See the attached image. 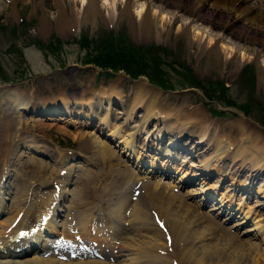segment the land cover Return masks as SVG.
Segmentation results:
<instances>
[{"label": "rangeland", "instance_id": "1", "mask_svg": "<svg viewBox=\"0 0 264 264\" xmlns=\"http://www.w3.org/2000/svg\"><path fill=\"white\" fill-rule=\"evenodd\" d=\"M10 1L11 0H1L0 2V94L5 89H7V91L17 89L18 92L24 93L25 96H27L26 92H28L29 99L31 102H33V110H27V112L23 114L21 122L18 121L15 115L11 116V121H13L14 124H17L18 121V125L21 129V137H26L25 139L23 138L24 141L30 138L29 136L27 138L28 134H25V131L35 132L38 134L40 133L43 135L44 142H39L37 144H42L41 148L45 149L44 152L49 156H40L38 158L39 161L43 162V167L40 173L35 174L36 171L31 170L27 175L24 176L28 181H30V183H32L34 187L38 185L41 178L50 177V170H53V168L55 169L56 167V165L54 164L55 158L53 157L57 156L56 152L59 151L60 154L70 153L72 155V152L75 153L78 151L80 145L87 147L88 150L92 144L86 137L89 132L87 133L86 131H84L85 129H87V127L81 125V127L73 128V126H65V124L62 122L56 123L51 119L48 120L49 115H41L42 110L39 106H43L45 104H48L49 102L54 103V101H58L60 100V98H63L67 101L78 99L86 100L90 97V95H93L94 92L95 94H106L108 93L106 91V87L111 83L119 88L115 91V93L117 91H120L123 94L130 93V100L123 101L122 104H120V106H124V108L130 105L131 100H133V95L135 94V92H138V88L136 87V85L141 84L144 86L143 92H138L144 98L143 106H147L150 103V100L154 98L153 95L155 93H158L156 92L154 86L151 87L147 85L146 80L143 79L145 78V76H150L151 79L154 80V77L157 76V69H154V76H152L144 72L143 65L138 66L133 63L131 65H127L128 69H132L134 72L139 74V78L131 81L122 73H117L111 76L112 78H110L109 80H106L108 78L105 77V79L100 76L96 69L81 67L84 66L82 64L84 63L82 62L83 60L88 61V59H90L91 64L94 63L95 65V59L99 60V58H101L105 53H108V50L104 48V45L106 43H109V41H115L117 45H119V43L121 45L131 43L132 45H134L133 47H135L136 50L139 49L143 53H146L148 56H152L153 54H155L158 57V59L160 60V62L158 63V69L161 71V74L164 75V80L167 83L175 86L174 91H171L173 93H159L160 99L158 98L159 105L157 104V107L159 106L162 108L160 115L164 114L163 112L165 111L169 114L170 117H173V115L175 114L174 117H178L176 118L175 123L180 124L189 121L188 118L185 119L187 112H194V120H197V118H199L200 122L206 120L208 126H210L207 130V140H209L210 138L211 140H213L216 137L218 139L222 137L225 139L224 141L229 143V146H233V148L238 147V144L246 136L243 134L238 135L233 132L235 129L239 130L240 127H242V129L247 128L245 129L246 134H250L254 143L261 145L262 140L264 141V82L262 83L259 80L258 75V66H260L264 70V49H259L258 38H256V40L253 42L249 39H241V41H239L238 39L237 41L236 37H227L225 38V40L223 39V41H217L216 39L218 38H213L212 36H214L215 33H219V31L216 29L211 30V25L213 26V28H219L216 21L213 20L208 23L197 21L193 19L190 11L188 10L189 4H187L188 8L186 10H182V7L180 5L177 7L173 0H170L168 2L153 0L155 3L152 2L148 8L149 12L153 16L155 25L151 28L150 33H148L147 37H144L145 35H143L142 33H137L139 34L138 38L135 37L134 34H131L128 20H126V18H123L122 20L119 18L118 20L113 18L111 19L112 21L108 18L112 14V11H115L114 9L112 10V8L109 7L110 3L108 2L115 1L116 3H121L124 0H107L106 3L103 2V0H98L97 4L99 12L95 14L96 16H90V18L87 17L86 21H84L82 18L76 23H74L70 19L69 25H67V31H64L65 33H59L57 30L58 27H56L55 25L56 20H53V17L56 14L54 9L55 6L52 5L50 0H13L12 3ZM72 1L73 2H71L70 0H64V13L68 17L67 19L71 18V9L76 10V13H79V16L81 13L82 6L77 4L78 0ZM262 1L263 0H241V3L243 4V6L246 5L249 8L251 7L253 10H259L261 8H264V2ZM138 4L140 5L141 3L134 2V4H132L130 7L129 17L134 22L138 21L137 13H135L134 10L135 7L136 10L139 8ZM203 9L205 11H210L212 10V7L207 5V3H204ZM216 10L218 12H221L223 9L216 8ZM44 16L46 17V20H49H47L48 24H45L46 26L44 25V29H39L40 26L38 25V21ZM160 17H162L163 19L160 20ZM175 17H178V19L173 23L172 20H174ZM230 17H232L231 19L235 17L238 18H235L236 20L235 22H233L235 23V26H232L233 29H237V26L239 25L243 26L246 24V22L244 23L243 18L239 19L237 15L232 14L230 15ZM185 28H187V31H190L188 38L185 36ZM254 28L252 30L256 29ZM236 34L237 33H235V35ZM262 34H264V31H262L261 34L259 33L258 37H260V35ZM221 35L222 33H219V36ZM199 36H203L204 38H199ZM210 38L212 39L213 43L214 41L217 43L221 41V43L223 44L222 46L219 43V46L221 45V47H223V49L225 50V52L220 55L219 58L213 57V54H211V52L209 51L210 47L206 46V43H208L207 40H209ZM89 40H91L90 43ZM247 47H249L250 49L252 48L258 50L257 54L255 50H244L247 49ZM230 52H235L234 56H231V54L229 55ZM122 54H124L126 57L128 56L125 53ZM240 54L246 55L244 58H241ZM137 58L141 59L142 55L138 56ZM163 60L168 64V66L163 62ZM223 64H225V68H223ZM247 65H250L252 70H255V73H253L254 82L252 83L251 81H249L248 74L251 71L248 70V67L246 68ZM133 66L136 68H134ZM153 66L154 65L151 64V67L145 68V70L152 69ZM163 71L165 72L163 73ZM184 71H187L188 74H191L190 77L192 79H196L199 84H201V86L204 85V88L198 86L197 84L193 85V87L195 88H191L190 86H192V84L188 82L187 74H180V72L182 73ZM221 85L224 90L220 88ZM122 87H124V89L121 90ZM206 87L209 91H213V93L209 94L212 95L215 100H218L217 103L215 102L216 104L213 102H210L209 104L205 103L206 101L203 98L205 94H203V92H205ZM245 104L249 108V116H243L241 111H238L239 105L244 106ZM48 109H51V107ZM144 109L145 108H141L137 110L135 112L136 116H134L133 119H136V121L140 120V118L138 117L139 115L143 114L141 112H144ZM6 110L8 111V109H3L2 112H5ZM94 110L95 113L98 111H105V109H103L102 107H94ZM214 110L220 112L222 115L220 114L218 117H213L212 115L214 114ZM2 112H0V120L3 116ZM55 112L56 113L53 114V117H56L59 114H62L64 116L63 111L61 110L58 111L57 109V111ZM49 114L51 113L49 112ZM38 115V118L41 117V120L43 121H40L38 118H34V116ZM111 120H113L115 124H121L124 121V119L116 118L114 112L111 114ZM153 121L154 120H147L146 122L148 124H146L144 127V129L146 130H148L149 128L150 131L156 128L155 132H151L152 137L157 131L161 132L165 129L163 128V124L157 122L156 120L155 122ZM171 121L172 120L169 119L168 122ZM22 124H24L23 129L21 127ZM125 126L126 132H134L135 129L131 127V123H128ZM194 128L195 127L193 126L189 128L185 135L174 143V151H172V154H174L175 157L172 163L173 167L179 164L181 165L180 168L182 170H185L191 163V169H197V167L200 166V160H203L204 158L209 156L211 150H205L204 144L198 143V145L191 150V147L193 145H196L197 141H193L197 139L196 136L198 133V128H196V132H191L194 130ZM175 130L176 129L172 127V129H169V133L172 134L175 132ZM144 131L143 133L138 134L139 139L140 137H144ZM253 134L255 135V137ZM72 136L75 138H73ZM241 138L243 139L241 140ZM159 139L161 140L160 137ZM167 140L168 138H165L159 143L157 141L151 140L149 143L147 142L146 145L148 147L158 146L161 149L160 152H162L165 151L166 147L168 146L167 144L169 142ZM259 141H261V143ZM0 146H2V142H0ZM182 147H185L187 149L188 147H190V150L193 152L189 151V153L186 154L182 152ZM52 148L56 150L53 151ZM90 152L91 153L87 158L93 155V151L91 150ZM109 152L111 151H107L106 153ZM19 153L21 154V158L19 159V162L15 165V169L13 170L17 175H20L21 168L25 166L24 164H28L29 158V156L26 155L24 151L22 152L20 148L18 154ZM77 153L80 155L85 154L84 151H78ZM116 160V156L112 159L110 157V159L105 161L104 164H102V160L99 161L98 164L100 165L98 166L103 168L105 167L106 170L114 171L116 168L119 169V165ZM183 160L185 161L181 162ZM228 161L229 160L223 161V164L222 162L218 163V161L212 162L214 169L211 170L209 176L206 175L207 179H210L211 181V179L216 180L221 177V180H223L222 186H224V189L222 190H225L226 185H229L232 181L235 183V185H239L242 184L241 182L244 181V179L252 177L253 179L248 183L249 185L246 188V190L249 192H246L245 190L243 191L245 192V194L251 195L253 193L256 197H258V200L256 197L253 198V205L251 203L249 204L250 206L254 207L256 203L260 202L259 200L264 199L263 197L261 198V194L264 195V169L258 170L255 177V171H253V173H249L250 171L247 173L249 167L246 166L244 167V169H242L243 166H239V163H237L236 166H232V162ZM65 164H68V160L65 162ZM120 169H124L122 165H120ZM173 171L176 172V169H173ZM230 172L233 173L232 176ZM247 175L250 176L248 177ZM80 176L81 175L79 173L75 174L74 172L73 176L70 177L71 184L69 187H67L68 194L72 193L74 189H77V183L81 181ZM114 177L116 178L115 175ZM110 180L111 179H108L106 181L108 182ZM238 185L236 186V188L239 189L240 193L243 192L241 191L242 187ZM260 185L263 188L261 190L262 192L257 193L256 189H258ZM226 188L232 189L230 187ZM222 190L216 192L215 196L217 198H219V195L221 194L220 192ZM10 200L11 199L8 198V201H6L7 208L10 205ZM233 206L236 207V204L234 203ZM241 209L242 210L239 211L240 213L247 208L243 206L241 207ZM186 214L191 218L186 217ZM6 215L7 214L3 215L2 213H0V218L1 216L6 217ZM198 215L194 217V212L189 213L186 211L185 213L181 214V217L183 221L186 222V224H183V233L186 234L185 236L188 238L187 240L193 239L195 241L196 239V241H199L204 238V243L206 238H211L206 240L207 245L209 246V252L208 249L204 248V252L206 250L207 253L205 252L204 254L202 252L203 254L200 264H234L231 261H234L233 257L235 255L233 253H239V247L245 246V240L241 239L242 236L238 237L239 242L237 240L238 238L235 241L232 240V233L224 230L225 227H223V229L221 230H216L215 228H213V231L215 232H213L210 228L206 230V220V222L203 221L200 226L196 225L197 223L194 222V218L196 219L202 216L200 214ZM259 216H261L260 219H264V209L259 212V215L257 217ZM253 217L254 215H251L249 219L253 221ZM261 222H263L264 224V220H262ZM203 224L204 227H202ZM195 226L197 228L202 227L201 232H198L200 228L197 229ZM193 228H196L197 230ZM188 230L191 232L188 233ZM202 232L204 235L202 234ZM200 236L201 239H198L200 238ZM214 236H217L218 238H213ZM261 236H264V232L261 234ZM161 237L162 236L160 235V240ZM223 238H227V241ZM229 240L232 241L230 243L232 244V246L228 244V242H230ZM187 243L189 245L191 242ZM235 243L238 244V247L237 245H235ZM159 244L161 251L165 253L164 250L166 249V247L164 246L163 242L160 241ZM199 244H201V242ZM145 245L146 246L144 247L149 246V244ZM261 246L259 248L258 254L262 253L264 255V244H262ZM215 247L217 248V251ZM223 247L227 249H225V252H223ZM134 249L136 251H140L141 245L140 247H136ZM243 249H246V246ZM219 250H222L221 253H218ZM171 251L172 253L169 252L166 254H161L164 256L162 263H151L170 264L169 262L173 257L177 261L179 259V261H181V264H188V262H186V259H184L185 254L183 257H181L177 245L171 246ZM215 253H217L219 257L215 255ZM241 254V259L239 261L240 264H264V256H262V254L259 255L261 257H255L253 258V260L250 259V256L245 255V252H242ZM222 255L223 258L221 257ZM185 257L187 258V256ZM208 257L210 258L209 260ZM220 257L222 258V260ZM229 258L231 259L229 260Z\"/></svg>", "mask_w": 264, "mask_h": 264}, {"label": "bare ground", "instance_id": "2", "mask_svg": "<svg viewBox=\"0 0 264 264\" xmlns=\"http://www.w3.org/2000/svg\"><path fill=\"white\" fill-rule=\"evenodd\" d=\"M12 1L13 0H11L10 2L12 3ZM50 1L52 5L55 6L54 9H55L56 14L53 17L54 18L53 20H56L55 25L56 27H58L57 30L59 33H63L67 29L68 27L67 25H69L70 19L74 23H76L77 21H80L82 18L84 21H86L87 17L90 18V16H96L95 14L99 12L98 4H97L98 0H78L77 4L82 6L80 16L78 15L79 13H76V10L71 9V14H70L71 18L67 19L68 17L64 13V0H50ZM70 1L73 2L72 0ZM162 1L168 2L170 0H160V2ZM103 2L106 3L107 0H103ZM134 2L141 3L140 5L138 4L139 8L137 10H136V7L134 8L135 13H137V19H138L137 22H134L129 17L130 7L132 4H134ZM152 2L155 3L153 0H124L121 3H116L115 1L108 2L110 3L109 7H111L112 10L113 9L115 10V11H112V14L108 18L110 20L113 18H115L116 20H118V18L121 20L123 18H126V20H128L131 34H134L135 37L138 38V35L142 33L143 35H145L144 37H147L148 33H150L151 28L155 25L153 16L149 12V8H148ZM173 2L176 4L177 7L180 5L182 7V10H186L189 6L188 10L190 11V14L192 15L193 19L197 21H201L204 23L205 22L208 23L213 20L216 21L219 28L218 29L215 27L213 28V26L211 25V30L216 29L219 31V33H222L221 36H219V33H215L214 36H212L213 38L217 37L218 38L216 39L217 41L219 40L223 41V39L225 40V38L227 37L229 38L236 37L237 41L238 39L239 41H241V39H249L253 42L256 40V38H258L259 49L260 48L264 49V34L258 37L259 33L261 34V32L264 31V8H261L259 10L258 9L253 10L251 7L249 8L246 5L243 6V4L241 3V0H177V1L173 0ZM262 2H264V0ZM204 3H207V5L212 7V10L205 11L203 9ZM187 4L189 5L187 6ZM216 8L218 9L221 8L223 10L221 12H218ZM232 14L237 15L239 19L243 18V21L244 23L246 22V24L243 25L242 23L243 26L239 25L237 26V29H233L232 26L233 27L235 26V23L233 22H235V20L238 18L235 17L236 19L235 18L231 19L232 17H230V15ZM162 19L163 18L160 17V20ZM177 19L178 17H175L174 20H172L173 23L176 22ZM47 20L45 16L39 19L38 21V25L40 26L39 29L45 28L46 26L45 24H48ZM253 28L255 30H252ZM184 31H185V36L188 38L190 31H187V28H185ZM235 33L237 34L235 35ZM202 37L203 36H199V38H202ZM207 41L208 43H206V46L210 47L209 51L211 52V54H213L212 55L213 57L219 58V56L225 52L223 47H221V45L223 46L221 41L218 43L214 41L213 43L211 38ZM219 43L221 44L220 46H219ZM244 50L249 51V50H255V49H252V48L250 49L249 47H247V49H244ZM257 51L258 50H255L256 54H257ZM234 53L235 52L233 53L230 52L229 55L231 54V56H234ZM245 55L246 54H242L241 58H244ZM224 65L225 64L222 65L223 68H225ZM258 70H259L258 72L259 80L263 83L264 82V70L260 66H258ZM136 87L138 88L137 89L138 92H141V93L143 92V88H144L143 85L139 84V85H136ZM110 88H111L110 90L112 91L115 90L112 87ZM107 91L111 92L109 90ZM138 92H135V94L133 95V100L130 102V106L128 110H122L120 112L115 113L121 119H124L123 123L125 122L132 123L133 122L132 118H133V115L135 114L134 112L140 108H145L144 112L143 111L141 112L143 114L139 115L138 117L140 118V120H138V124H135V127L137 128V130H142L144 126L146 125L147 120H154V121L156 120L157 122L163 124V128H165V130H163L164 132H166L167 130L169 131V129H172L173 127L176 129L174 132V136L176 138L177 137L182 138V136H184L183 134L186 133L188 129L193 126L195 128L193 131H191L192 133L196 132V128H198V133L196 136L197 139H195V140H198L196 144H198L199 142L201 144L204 143L205 150L210 149L211 152L208 157L204 158L203 160H200L201 165L197 169H191L190 167H192V164L190 163L187 169L182 170L180 168L181 165L178 164L177 166L172 167V169H176V172H175L176 175L180 171L177 178L175 177L174 179H171L172 181L169 180L168 182L161 183L160 176H158V179L153 180V183H151L150 186H145V185L142 186V189H144L145 193L142 195L138 194L136 200L133 202V205H131V211H129L130 215L128 216L127 223H125L126 225H128V227L126 229L121 227V231H125L127 233L122 234L119 229L114 232V236L116 237L117 240H119V242L117 243V245L116 244L114 245V249H117V250H116V254L113 256L116 257L117 259L114 260V262L112 263L110 261L107 263H103L101 261H94V260L93 261L87 260L86 262H84V261L75 259L73 255H68V254L65 255L63 252L64 251L63 242H65L66 240L63 241L62 235L78 230L81 237H84V238L88 237L89 231H88L87 224H89L94 218L90 219L89 221L86 220L88 218L87 212L89 211L87 205H84V208H82L80 212L81 216H83L84 219L81 220L82 218L80 217L79 219L74 220V218L70 216L72 214H75L76 210L75 209L68 210L70 206L65 203L63 209H58V212H59L58 217H60L62 220L57 226L52 224V220L54 219L53 210L56 209V203L58 199H60L62 202L63 199L65 198L66 200H64L63 202L68 201L66 187L68 186L67 184L69 183L70 177L73 176V173L75 172V174L76 173L83 174L84 183H87L91 178L90 174L82 171V168L79 167L80 164H76L75 166V163L79 159H84L83 163L85 165H90V164H95V163L98 164L99 162L98 159H102V164H104L105 161H107L111 157L112 152L106 153L107 151H109V148L111 147L110 143H108L107 141H109V139L110 138L112 139L113 137H115L116 144L117 146H120L119 149L121 151L125 149L126 151H129L130 154H135L136 152L137 145H134V140H132V138L129 135H126V133L120 135V133H123L124 131L122 130V127H121L122 125L111 124L110 120L108 119L109 118L108 112H110L111 114V112L115 111L114 108H111L109 106L110 99H108V97H104L103 95H101L103 98L108 99V101H106L107 106L105 108L107 113L102 114V116L98 118L94 117L92 114L85 113L84 115H82L84 120L83 119L80 120L79 118L80 113L83 112V110H81L80 107L69 109L66 112V115L68 114L67 117H62L61 115H59V117H56L53 119H51V117L49 118L53 121H58L56 123L62 122L64 124H68V125L71 124L73 126L81 125V123L83 125H89L91 123V118H93L97 120V122H95L94 124V127H96L98 130L101 131L100 134L102 138H99L95 134V131L89 132V134H87L86 137L88 138V141H90L92 144L88 150H87V147H84L82 145L79 146L78 151L80 152L84 151L85 154L83 155V157H79L78 159H76L78 155L77 153L78 151L75 153H72V155L70 154L69 156H67L64 153L60 154L59 151L56 152L57 156H53V157L55 158L54 163L57 168L56 169L53 168V170L52 169L50 170V173H49L50 177L47 178V180L45 178H42L41 181L38 183V185L36 187H33L32 183H30V181H28L24 176L27 175L31 170L36 171L35 174H38L41 172L43 165H42V162L36 158L37 156H35V154H39L40 151L44 153L41 148L42 144H37L39 142L43 143L44 138H43V135L40 133L38 134L35 132L31 133L30 131L28 132L25 131L24 133L29 134L30 138L24 141L26 137H21L22 136L20 132L21 129L18 125V121H17V124H14L13 121H11L12 115H15V117L19 119L20 115H22L23 112H26L29 109V107L31 108L32 102H30L29 95H28L29 93L26 92L27 96H25L24 93L18 92L17 89L9 90V91L5 89L1 92L0 112H2L3 109H8L9 113L7 110L5 112H2L3 116L1 117L2 119L0 120V142H2V146H0V178L3 181L2 182L3 187L0 188V210H1L0 212H2L3 215L7 214L6 217L1 216L0 218V245L3 246L2 247L3 250L2 248L0 249V264H153L161 260L162 256L157 255L158 251L156 250L160 249L157 247L158 245H160L159 244L160 235H163V234L161 233V231H159L155 227L156 225L153 224L150 213H149V209L154 210L156 213H158L159 216L162 217L163 223L167 224L166 225L168 228L167 232L171 235L170 244L172 245V242H173L174 244L178 245L177 248L178 250H180L181 257H183L185 254L187 258L184 256V259H186V262H188V264H200L201 259H202V254L203 253L205 254L206 252V250L204 252V248L208 249V252H209V246L207 245L206 240L209 239L210 237L209 238L205 237L206 239L204 243H203L204 238L202 240H199L201 244H199L200 242L196 241L195 238L194 239L196 242L193 239L187 240L188 238L185 236L186 234L183 233V230H184L183 224H186V222L183 221L181 214L185 213L186 211L189 213L195 212L196 214H199L200 212L199 206H201V202L203 201L202 197H205L204 194L201 192L211 190V189L215 190V188L217 187L219 188L220 186H217V184L218 182L223 181V180H221L222 178L220 177L214 181L211 180L210 183H205L203 179H200V182L194 183L192 179L195 177H200L201 175H204L203 174L204 172L207 173V171L209 172L211 169H214L212 162L218 161V163L222 162L223 164V160L224 161L229 160L230 162H232V166H235L236 163H239V166L241 167L243 166L242 169H244V167L246 166L249 167V171L256 172L254 174V176L256 177L257 171L264 169V141L262 140V143L261 141H259L261 143L260 145V144L254 143L252 139L250 141L246 139V140H242L239 143L238 147L233 148V146H229V143L224 142L221 139H218L217 137H216L217 140L216 138L213 140H211V138L207 140L208 139L207 130H208V127L210 126H208V123L206 120L201 121V122L199 121V118H197V120H194L193 118L195 117L194 112H187L185 119L188 118L189 121L191 122L187 121V122H183L180 124L175 123L176 118H178V117H174L175 114L173 115V117H170L169 114L165 111L163 112L164 114L160 115L162 108L159 106L157 107V104L159 105L158 102L160 99L159 92L153 95L154 98L150 100V103L147 106L146 105L143 106L144 98ZM122 95L124 94L121 93L120 91H117V96L122 98ZM101 96H99L98 98H100ZM91 101L93 102V104H97V106H99L101 102L100 100H97L96 102H94L93 99ZM91 101L88 102V104H86L87 108H90V105L92 104ZM5 104L6 105L8 104L7 107ZM63 104L65 105V108H66V103H63ZM80 104L81 103H73V105L75 106H80ZM170 118L172 121L168 122ZM38 119H41V118H38ZM21 127L23 129V126ZM245 129H242V127H240L239 130L235 129L233 132H235L238 135L240 134L246 135ZM155 130L156 128L152 129L151 131L147 130L145 134L149 135L150 139L152 140V137L150 135H151V132H155ZM150 139L148 141H150ZM171 140H172V137L168 140V142L170 143ZM144 144H140L137 147V149L145 151L146 148L145 150H143ZM194 146L191 147V150L195 148ZM19 148L22 150V152L24 151L26 155L29 156V158H28V164H24L25 166L21 168L20 175H17L14 173L13 170L15 169V165L19 162V159L21 158L20 156L21 151L18 154ZM92 149H93L94 154L91 156V158H87L86 155H88L90 153V150ZM55 150L56 149H53V151ZM114 152L116 153V151ZM169 155H170V150L167 149V151L164 152L162 155L164 160H161V159L159 160V157L156 158L155 154L152 155V154H148L147 152L146 155L144 156H147L149 161L145 162L144 164L143 163L141 164V165H144V170H143L144 173H142V176H140L139 180H145L147 179V177L155 176V175H150V174H153L159 171H162V173H166L167 175L168 173L167 170H169V166L167 167V165L170 161L167 158L169 157ZM136 158L138 159L137 154H136ZM67 160H68V164H65ZM89 161L90 163H87ZM184 161L185 160L181 162H184ZM72 162L74 164H72ZM52 171H54L56 175H53ZM62 173L63 175L61 177L60 175ZM230 174L231 176L233 175L232 172H230ZM247 176L249 177L250 175H247ZM114 179H117V176L116 178L114 177ZM183 179L185 180L183 183L187 187L185 188L186 191L183 193H180L181 191L179 193H173L172 191L168 192L164 189H160L159 185H163V184H168V187H171V188H177V187L179 188L178 186L179 182H181V180ZM246 179H244V181L241 182L242 184H239V185L237 184V185L246 186L247 184ZM252 179H253L252 177H249L248 181L250 182ZM52 180L59 181V183L57 184L58 186H60L59 192L57 195L59 197L55 196L53 192L54 187L52 189H49L48 187L49 184L51 185ZM136 183H137L136 181H132V183L129 185L130 189ZM237 185H235L233 181L229 185H226V187H230L232 189H226L225 191H223L222 194L219 195V198H217L219 199V201H217L219 202L218 205L212 204L211 208L207 209L208 211L201 213L204 216L203 218L201 217L196 218V219L194 218V222L197 223L196 225L200 226V224H202V222L206 220L207 221V227L205 226L206 230L209 228L212 231H213V228H215L216 230L223 229L224 227V226L222 227V225L224 224L223 222L228 223L230 220L227 219L228 217L226 215L222 216V214H221L222 218L220 220L216 218V216L219 215L220 209H225V211L228 210L229 206L232 204L231 202L233 201V199L238 198V200H236L237 201L236 204L237 206H239V208H234L236 209L235 212L238 213L239 211H241V206L246 200V194L243 191L246 189L244 186L241 188V191H243V193L239 194V196L236 197L234 191L236 192L239 190L236 188ZM262 189L263 188L260 185L259 188L256 189V192L261 193ZM228 190L229 192L233 190V192L228 193ZM261 197L264 198L263 194H261ZM8 198L11 200H10L9 207L7 208L5 200ZM259 201L260 202L256 203L254 207L263 210L264 209V199H261ZM118 204L119 206H124L123 204L119 203V198H118ZM243 206H245L248 210H244L242 212V217L239 218V216L236 215L235 217L239 219L238 220L235 219L234 222H232L231 224H228V226L224 228V230L228 232L233 230V232H230L232 233L231 235L232 240L235 241L239 236L240 237L242 236L241 239L245 240L244 245L246 246V249H243L245 246L244 247L240 246L239 253L238 252L236 254L233 253L235 255L233 257L234 261L233 260L231 261L234 264H240L239 261L241 259L242 252L243 253L245 252V255L250 256L251 260H253V258L255 257H261L259 255H261L262 253L260 252L261 254H258V251H259L260 246L264 244V236L263 237L261 236V233L264 232V225L261 223V221H259L260 219H258V218H261L260 216L258 218L256 217L252 218L254 221L251 222L250 226L246 225L244 229L240 230L241 227H243L244 223L247 221L246 219L249 217L252 211L251 206L249 204L244 203ZM229 213L232 214V212H229ZM116 214L118 215L119 213H116ZM43 216H49L50 218V220H48V222L45 224V228H46L45 233L51 237L56 236V241L53 244V243H48L47 240H45L40 245V249H38V251L37 250H34V251L27 250L30 252V253L28 252L29 253L28 254L25 250L22 251L21 249L22 243L27 241L25 237H23V239H21L20 241L16 242L14 239V234L24 229V230L29 231L28 239L33 240V242L35 241L36 243L40 242L41 236H39L40 235L39 231L41 230V228L39 227V225H40V221L43 220ZM186 217L191 218L187 216V214H186ZM72 218L75 221V227H77L75 229L74 227L70 225ZM13 222H16V224L15 226L12 227V229H10L11 223ZM202 227H204V224ZM202 227H198L200 228L198 232H201ZM35 228H38L39 231L36 232ZM196 228H193V229H196ZM7 229H10L11 231H7ZM240 231L242 232L239 235L238 232ZM190 232L191 231H189L188 233ZM215 237L217 236H214L213 238ZM93 239H91V241H93ZM162 239H163V236H162ZM198 239H201V236ZM237 240L239 242V238ZM187 242L189 243L191 242L190 243L191 245L190 244L188 245ZM231 242L232 241L228 242V244H230ZM5 244L8 246L5 247ZM145 244H149L150 247L149 246L144 247L146 246ZM140 245H141V250L136 251L134 248L140 247ZM230 245L232 246V244ZM235 245H237L238 247V244L235 243ZM226 248H224L223 252H225ZM215 249L217 251L216 247ZM232 250H233V247H232ZM219 251L218 253H221L222 250L220 252ZM45 252L49 254L48 257L45 256V258H41L40 255L44 254ZM231 252H234V251H231ZM16 253L18 254L16 255ZM224 254H227V253H224ZM215 255L218 256L217 253H215ZM262 256L264 255L262 254ZM52 257L53 258L58 257V259L60 258L62 261H58V260L55 261L51 259ZM221 257L223 258V255ZM209 259L210 258L208 257V260ZM230 259L231 258H229V260ZM178 261L177 263L181 264L180 263L181 261L179 262ZM159 263H162V262H159Z\"/></svg>", "mask_w": 264, "mask_h": 264}, {"label": "trees", "instance_id": "3", "mask_svg": "<svg viewBox=\"0 0 264 264\" xmlns=\"http://www.w3.org/2000/svg\"><path fill=\"white\" fill-rule=\"evenodd\" d=\"M129 47H130L129 45L123 46L120 43H119V45H117L115 41H113V43L111 41H109V43H106L104 45V48H106L108 50V53H105L99 59L98 64L103 68L112 69L113 71H116V70H119L120 68H123V70H125L129 74V76H131V75L135 76L137 73L134 72L133 70L128 69L127 65H131V63L136 64L134 60H136L139 63L144 64L145 66H147V65L144 63L143 58H141V59L135 58L137 56L136 54H138L137 51L135 49H133V47H131L130 49H129ZM120 52L129 55V58H127L124 54H122ZM150 58L153 61V65H154L152 67L151 71H154V69H157V71H158V76L156 77L155 83L157 85H160L163 87L164 86V83L162 81L163 76L161 75V71L158 69L159 59L157 56L154 57V55H152V57H150ZM124 62H125V65H124ZM189 79H190V83H191L193 80H192V78H189ZM195 83H197V82L195 81ZM195 83H193V84H195ZM165 86H167V85H165ZM210 97H211V95H209V98ZM245 107L246 106H244V108Z\"/></svg>", "mask_w": 264, "mask_h": 264}]
</instances>
